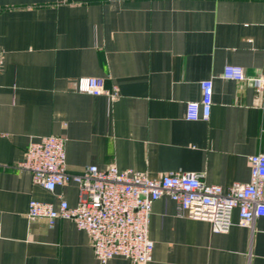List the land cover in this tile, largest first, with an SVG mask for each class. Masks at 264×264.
<instances>
[{
    "label": "crops",
    "instance_id": "obj_1",
    "mask_svg": "<svg viewBox=\"0 0 264 264\" xmlns=\"http://www.w3.org/2000/svg\"><path fill=\"white\" fill-rule=\"evenodd\" d=\"M0 51V264H103L73 220L29 222L32 199L80 197L73 182L51 191L18 167L33 136H65L71 173L92 164L152 178L195 172L224 188L249 181V156L264 153V0H0ZM228 64L263 89L224 78ZM82 76L119 97L77 91ZM210 78V117L187 119ZM232 221L214 232L161 197L147 264H264V215L243 226L235 209Z\"/></svg>",
    "mask_w": 264,
    "mask_h": 264
},
{
    "label": "built area",
    "instance_id": "obj_2",
    "mask_svg": "<svg viewBox=\"0 0 264 264\" xmlns=\"http://www.w3.org/2000/svg\"><path fill=\"white\" fill-rule=\"evenodd\" d=\"M2 60L0 51V63ZM223 77L251 81L257 91L263 89L262 83L247 76L240 65H226ZM201 88V99L187 102L189 120L208 119L211 115L213 79L202 80ZM76 90L104 95L109 102L120 95L116 86L110 90L103 78L93 76L78 78ZM66 140L58 134L33 136L18 167L30 172L35 184L51 191L67 183L77 184L78 203L71 205L62 198L55 205L32 199L27 218L29 222L46 219L51 227L58 219L73 220L79 229L89 234L95 255L103 264L116 256L138 264L152 261L155 244L149 236L151 214L153 204L163 196L177 204L180 214L209 221L214 232L230 230L235 209L243 226H251L256 217L264 215V153L249 156V181H235L224 188L206 182L203 173L195 172H169L152 178L137 170H121L116 165L101 168L92 164L81 173H71L67 169Z\"/></svg>",
    "mask_w": 264,
    "mask_h": 264
}]
</instances>
